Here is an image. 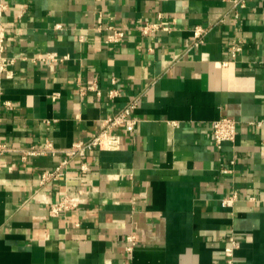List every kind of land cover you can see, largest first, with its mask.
Returning a JSON list of instances; mask_svg holds the SVG:
<instances>
[{
    "label": "crops",
    "instance_id": "crops-1",
    "mask_svg": "<svg viewBox=\"0 0 264 264\" xmlns=\"http://www.w3.org/2000/svg\"><path fill=\"white\" fill-rule=\"evenodd\" d=\"M1 1L13 62L0 71V143L67 148L134 97L138 122L120 149L86 154L88 173L45 185L62 151L0 156V264L223 263L231 235L234 264H264V0ZM151 22L161 28L143 33ZM94 81L101 95L80 92ZM221 117L238 133L219 147ZM80 191L86 203L50 215L46 198Z\"/></svg>",
    "mask_w": 264,
    "mask_h": 264
},
{
    "label": "built area",
    "instance_id": "built-area-1",
    "mask_svg": "<svg viewBox=\"0 0 264 264\" xmlns=\"http://www.w3.org/2000/svg\"><path fill=\"white\" fill-rule=\"evenodd\" d=\"M247 0H233L234 6H245ZM7 8V3L0 2V71H4L13 62V59L6 55V41L8 37V28L1 19L4 10ZM161 28L159 22H151L142 27L143 33H149L153 30ZM207 33V28L197 26L194 29V35L197 43L204 41V36ZM123 31L114 29V32L109 35V41H120L123 38ZM235 48H238L235 47ZM49 61H56L58 55L51 52L42 57ZM87 90L95 91L97 95H101V89L97 81L88 84L86 87H81L80 92L86 93ZM120 94L118 87H112L108 90L109 99H114ZM138 99L136 97L130 99L123 107L105 115L101 119V125L98 131L92 133L87 139H78L67 148L57 149L51 140H47L42 145H30L26 147H13L4 142L0 143V156L9 151H19L23 161L27 162L29 158L37 155L55 154L62 151L66 156L53 169L45 170L41 174L40 184L45 185L51 181L65 177L69 171H78L86 174L90 171V164L84 159L86 154L92 150H118L122 145L121 130L132 132L135 130L138 120L133 117V110L136 108ZM262 124L261 121H258ZM216 144L221 147L224 141H234L238 133L237 121L231 117H221L211 124ZM80 158V162L73 165V160ZM85 192L80 191L77 195L63 194L57 202H51L45 199L44 202L49 206L50 215H59L63 210L75 208L83 203H86L84 197ZM236 194L225 196L222 201L225 204L232 205L235 202ZM130 245L128 249H133L135 241L133 237H129ZM239 246V242L234 235L229 237V245L225 247V259L223 263L215 262L214 264H234L235 249Z\"/></svg>",
    "mask_w": 264,
    "mask_h": 264
}]
</instances>
